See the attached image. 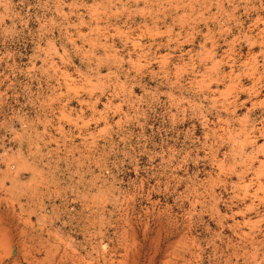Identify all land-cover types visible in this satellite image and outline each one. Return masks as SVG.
<instances>
[{
	"label": "rangeland",
	"instance_id": "374dc122",
	"mask_svg": "<svg viewBox=\"0 0 264 264\" xmlns=\"http://www.w3.org/2000/svg\"><path fill=\"white\" fill-rule=\"evenodd\" d=\"M0 264H264V0H0Z\"/></svg>",
	"mask_w": 264,
	"mask_h": 264
},
{
	"label": "bare ground",
	"instance_id": "6f19581e",
	"mask_svg": "<svg viewBox=\"0 0 264 264\" xmlns=\"http://www.w3.org/2000/svg\"><path fill=\"white\" fill-rule=\"evenodd\" d=\"M259 173V172H258Z\"/></svg>",
	"mask_w": 264,
	"mask_h": 264
}]
</instances>
